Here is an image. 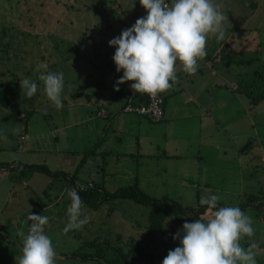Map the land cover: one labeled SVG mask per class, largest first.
Listing matches in <instances>:
<instances>
[{
    "label": "rangeland",
    "instance_id": "rangeland-1",
    "mask_svg": "<svg viewBox=\"0 0 264 264\" xmlns=\"http://www.w3.org/2000/svg\"><path fill=\"white\" fill-rule=\"evenodd\" d=\"M212 2L228 19L224 22V40L218 41L211 35L207 39V54L211 55L226 42L235 57L250 60L248 64L235 63L232 59L218 60L212 68L228 72L229 78L236 80L235 89L248 88L251 80L253 94L259 93L264 89V0ZM146 15L139 0H0V79L8 84L4 91L8 105L10 102L15 105L0 106V116L10 109L20 114L17 113L16 119L0 117V264H18L22 256L27 230L15 229L11 219L17 215L49 217L45 234L57 253L55 264H100L91 257L71 256V252L90 251L85 241L93 238L126 249L127 244L140 237L147 222L148 205L120 197L100 200V195L95 193L87 198L89 204L82 200L81 218L90 217L89 223L81 229L64 232L71 204L68 192L76 183L90 180L108 192L136 180L146 195L173 199L192 210L200 204L202 196L218 195V203L239 207L252 218L254 236L244 237L240 243L245 249L255 244L256 264H264V210L261 209L264 205V96L256 105L248 107L249 97L239 91L244 107L230 96L228 110L223 112L214 106L211 110L196 108L183 99L181 107L172 110L166 107L161 119L146 120L153 133L140 132L137 147L135 130L124 135L119 133L124 137L122 141L110 146L112 151H118L119 159L116 152H106L102 144L93 146L99 136L94 138L93 133L105 117L91 120L94 126L86 122L75 127L64 123L82 112L81 108L64 104L60 110L49 107L51 101L45 94L43 81L39 80L40 74L63 73L62 92H75L79 66L89 68L96 48H100L101 57L96 65L92 64L84 86L104 95L107 91L114 94L113 87L123 76V70L116 74L113 61L116 48L109 46V41ZM210 73L207 69L192 81L181 75L180 80L186 81L189 89L197 90L205 102L208 98L203 86L214 82ZM24 78L37 83V92L31 98L20 87ZM228 85L225 87L231 94L233 89ZM168 101L167 97V104ZM110 108L114 106L111 104ZM26 109L29 113L23 118L21 115ZM231 133L239 134L232 138ZM184 134L189 138L185 140ZM248 139L250 144L242 149ZM69 148L84 149L86 156L68 155L72 161L65 164L63 150ZM17 161L42 164L46 171H27V182L14 185L18 186L19 194L18 202L12 204L13 190L9 191V187H12L11 180L17 179L12 175L17 170L14 166ZM73 170L75 176L70 184L69 174ZM51 171L56 173L52 176ZM45 185L48 187L44 193L41 188ZM34 199L51 203L40 208ZM94 201L99 202L94 204ZM258 202L262 203L259 207ZM181 219L184 223L197 220L191 218L190 211L181 214ZM168 222L169 227L164 224L146 248L153 254L149 264H162L165 254L180 246L178 239H173L172 230L184 223L173 216Z\"/></svg>",
    "mask_w": 264,
    "mask_h": 264
},
{
    "label": "clouds",
    "instance_id": "clouds-1",
    "mask_svg": "<svg viewBox=\"0 0 264 264\" xmlns=\"http://www.w3.org/2000/svg\"><path fill=\"white\" fill-rule=\"evenodd\" d=\"M139 3L147 15L109 41V46L116 48L113 56L116 71L123 70L114 90L119 91L120 84L132 81L130 87L134 93L155 97L178 82L177 62L185 73L196 74L198 62L207 55V39L211 35L218 41L224 40V22L228 18L212 0H171L170 4L165 0H139ZM39 80L44 83L47 98L57 110L62 109L63 73H41ZM20 87L28 98L37 92V83L30 78L21 80ZM68 195L71 204L67 209L69 220L65 233L81 229L90 221L88 216L81 218L83 201L78 192L72 189ZM219 200L218 195L200 198L211 218L185 222L182 230L173 236L180 239V246L170 250L162 264H256V245L245 249L240 243L244 237L254 236L252 218L239 207L218 208ZM27 221L31 224L27 225ZM25 226L27 236L18 264H55L57 253L45 234L49 217L29 214L21 225Z\"/></svg>",
    "mask_w": 264,
    "mask_h": 264
},
{
    "label": "crops",
    "instance_id": "crops-1",
    "mask_svg": "<svg viewBox=\"0 0 264 264\" xmlns=\"http://www.w3.org/2000/svg\"><path fill=\"white\" fill-rule=\"evenodd\" d=\"M206 47H208V46H206ZM99 49L100 48H96L97 51H93L94 58L92 60L89 61V59H88L89 68H83L82 69V67L79 66L81 68V71L78 73L79 79L75 84L77 91L74 92V91L66 90V91L61 93V100H62V103L64 105H66L69 108L77 106L78 109L79 108L82 109V112L77 113L76 116L73 117V119H71V120L68 119L67 122L64 124L74 125L75 127H78V126H82L86 122L87 123L91 122L92 125L94 126L95 124H93V122L91 120H94L96 117H105L106 120L104 122L100 123L99 129L97 128L94 131V129L92 128V130L94 131V133H93L94 138L97 136V134H99L97 141L93 146L96 147L97 145L99 146L102 144L104 146V149L106 152H109L110 154L116 152V158L119 159L120 156L117 155L118 151H114V150L112 151V148H110V146H113L114 143H120L122 141V139L124 137L120 136V134L124 135V133H126V132L135 130V133L133 135L136 138L135 139V145L137 147L138 141H139V138L137 136L139 135V133L142 132V134L145 135L148 133L152 134L153 131L150 129L149 124L146 122V120H150L147 115L137 114V113H133V112H125V111H122V109H121V107L124 103V100L127 96V93L130 90H132L130 87V85L133 83L132 81L124 82L122 84L124 89H121L122 86H119V89H121V91L120 90L119 91L113 90V92H115L114 94L107 91L106 95H104L103 93L101 94L98 91H91L90 89H88V87L84 86L86 77L88 75H90V73L92 72L91 71L92 70L91 69L92 64L96 65L98 63V60L101 57V53H100ZM214 52L215 51H212L211 55L207 54L203 60L198 62L199 67H198L197 72L195 74V75H202L203 71L210 69L211 73L209 75L212 78H214V82L206 83L203 86V90L205 91V94L208 98V101L206 100L205 102H202L201 101V98H202L201 94L199 92H197V90L193 91V90L189 89L186 81L180 80L181 75H184V77H186L187 79L192 81L195 75H189V74L185 73L182 70L180 63L177 62V64H176V75L178 77V82L174 84L173 88H171L170 90H168L167 92H165L163 94L164 97H163V101H162V112H163L162 114H164V109L166 107L168 108V110H172L174 107L177 108V107L183 106V99H184V102H186L187 104H192L196 108L198 106L201 108L208 107V109L211 110V108L214 106L216 109H219L220 112H223V111L228 110V104L231 100L229 98H230V96H232L231 98H234L236 101L237 100L240 101L242 108L244 107V101L242 100V98L240 96L241 93L239 92V90L237 88L235 89V84H236L235 81L236 80L234 78H229V74H227L228 72L225 73L223 70H217V69L212 68L213 64L217 63L218 60H221V59H218V57H217V59H216V57H215V59H213ZM108 57H109V55H108ZM107 61H108V59H106V63H107ZM83 63H86L85 60ZM116 74H118V72ZM116 74H114V75H116ZM80 77H81V79H80ZM226 84H229L231 86V89H233L231 94H228L227 88L225 87ZM219 87H221V88H219ZM167 97L169 98L168 104H167ZM117 100H118V102H117ZM111 104L114 106L113 109L110 108ZM254 105H256V104H254ZM254 105H251L249 102L248 107H251V106L253 107ZM53 106H54V104L51 102L49 107H53ZM90 106H93V109H91ZM85 108H86V110H85ZM100 108L104 109L105 112L102 114L100 112L98 113ZM122 114H124V116H122ZM19 115L20 114H18V116ZM211 116L212 115L210 113L209 117H211ZM131 123H132V125H130ZM133 125H135V128L133 127ZM145 128H147V130ZM187 128H188V130L190 129V127H187ZM236 134L238 135L239 133H231L232 138H235ZM55 136L56 135H54V137ZM183 136H184L185 140L187 138H189L188 135H186V134H184ZM211 141H212V139H211ZM18 144L19 143H17V147H18ZM249 144H250V139H248L245 142V144L243 146H241V148L245 149L246 146H248ZM239 145L240 144L237 143V146H239ZM55 151L61 152L58 149H56ZM63 152H65L64 153L65 157L62 158V162H64L65 164H69L72 161V158L69 157L68 155L74 157L77 154H80V156L81 155L83 156L85 154V156H86V153H84L85 152L84 149L69 148V149H64ZM66 153H67V155H66ZM91 153L93 154L96 152L91 151ZM129 154L131 155V154H133V152H130ZM120 155L124 156V155H127V153H120ZM200 157H201V155H200V153H198L197 158H200ZM262 158L264 160V155L262 156ZM21 163L31 164L32 162L24 161ZM33 164H37V163H33ZM25 168H26V171H28V172L33 171L32 169H29L27 167H25ZM51 172H53V173H51ZM51 172H50V174H52V176L56 173L54 171H51ZM74 173H75V171L73 170V172L71 174H69L68 180H69L70 184H71V182L75 176ZM23 175L24 176H22L20 179L14 180L13 178H11V179H13V180H11V182H12L11 186L12 187H9V191L13 190L12 194L10 195V200L13 202L12 204H16L18 202L17 196L19 194L18 186H14V185L15 184L16 185H19V184L23 185L22 183H24V182L26 183L27 182L26 178L29 177L28 175H25V174H23ZM83 182H86V181H83ZM135 182L137 183L136 180H135ZM92 183H93L94 187L96 186V188H98V190L101 188L103 189L102 185H97V184L95 185L94 182H92ZM47 187H48V185L43 186L41 188V191L45 193V190L47 189ZM34 200L37 203L36 205H38L40 208H45V207L49 206L51 203V201L46 203L45 199H34ZM34 206H35V204H34ZM20 217L21 216L17 215L15 217H12L11 220H12V222H14L17 218H20ZM202 217L203 218H211V212L209 211L208 208H206L204 210V212L200 214V218H202Z\"/></svg>",
    "mask_w": 264,
    "mask_h": 264
},
{
    "label": "trees",
    "instance_id": "trees-1",
    "mask_svg": "<svg viewBox=\"0 0 264 264\" xmlns=\"http://www.w3.org/2000/svg\"><path fill=\"white\" fill-rule=\"evenodd\" d=\"M169 4L171 0H168ZM225 46V48H224ZM234 51H231L227 49V43L223 42L221 44V47L217 50H215L213 54V59H232L235 63H249V59H244L241 57H235ZM233 55V57H232ZM214 61V60H213ZM250 86L248 88H245L243 86L239 87V91H242L245 93L249 98L248 101L251 105H254L258 102L259 99H261L264 96V89L259 91V93L253 94L252 92V81L250 80ZM241 85V84H240ZM248 85V84H247ZM8 84L5 83V81L0 79V88H3L4 91L7 89ZM13 94V93H12ZM128 94V93H127ZM14 95V94H13ZM134 99L138 102H145L146 101V94L141 93H133ZM164 97V95H163ZM126 100V98H125ZM124 100V102H125ZM163 101V98H162ZM124 104V103H123ZM15 106L13 102H10L8 106ZM13 109H10L5 114L0 116L1 118H17V113L19 114V111H12ZM29 110H25L24 113L21 115V117H25L29 112ZM86 153V152H84ZM85 154L83 155V157ZM16 167V171L13 176H16L17 179H20L23 174L27 175L26 168L29 169H40L45 170L46 168L42 164H25L17 161V164L14 165ZM72 184V182H71ZM76 191L78 192L79 196L82 200L86 201L87 204V198L90 199L92 197V194H99L100 200L106 199V198H129L133 200L134 202H140L148 205V212H147V222L145 224V228L143 233L140 237L136 238L129 244H127V248L123 249L120 246L111 245L107 240L100 242L99 240L96 241V238H93L91 240L85 241L88 246H90V251L87 252H78L73 251L71 252V256H78L82 259L84 258H94L97 260L100 264H133V262H138L136 264H149L152 253L147 252L146 248L148 245H150L152 239L157 233H160L162 230V227L164 224H167V228L169 227V222L167 223V219L170 216H173L174 218H177L180 223H184L181 219V214H184L186 211H190L191 218H200V214L204 212L205 208H207L206 205L199 204L195 210H192V208L187 209L186 207L181 206L177 201L173 199H169L166 197L162 198H152L145 193H143L140 188L138 187L137 183L135 181L121 185L116 187L114 190L108 192L106 190H103L102 188L98 190L96 186L94 185L91 187H85V188H77ZM99 200V201H100ZM99 201H94L96 204ZM258 207L261 202L257 203ZM95 206V205H94ZM219 207H226L220 203H218ZM261 209L264 210V205L262 204ZM181 225V224H180ZM179 226V225H176ZM175 226V227H176ZM183 226V225H182ZM173 227V234H174V228ZM175 235V234H174ZM182 238V237H180ZM180 245V239L177 240ZM162 255H164L162 253ZM167 256V254H165Z\"/></svg>",
    "mask_w": 264,
    "mask_h": 264
},
{
    "label": "built area",
    "instance_id": "built-area-1",
    "mask_svg": "<svg viewBox=\"0 0 264 264\" xmlns=\"http://www.w3.org/2000/svg\"><path fill=\"white\" fill-rule=\"evenodd\" d=\"M134 91L130 90L126 96V100L124 104L122 105L121 109L125 112H133L137 114H144L147 115L152 120H159L162 117V98L163 94H158L155 97L149 96L146 94V101L145 102H138L136 99H134L133 96ZM103 112V109L100 108L98 113ZM22 136H20L21 138ZM92 187L93 183L91 181L88 182H80L76 183L75 185L71 186L72 189L77 188H85V187ZM178 230H182V225L176 226L174 228V234L176 235ZM183 236V232H180V237Z\"/></svg>",
    "mask_w": 264,
    "mask_h": 264
},
{
    "label": "water",
    "instance_id": "water-1",
    "mask_svg": "<svg viewBox=\"0 0 264 264\" xmlns=\"http://www.w3.org/2000/svg\"><path fill=\"white\" fill-rule=\"evenodd\" d=\"M8 102H9V99L5 95L4 89L3 88H0V106L6 107L8 105ZM24 123H26V121H24ZM28 216L29 215L22 216L20 218H17L13 222V225H14V227H15V229L17 231H25V230H27V226H25V227L22 228L21 225H22V222L23 221H26L28 219ZM30 224H31V221H27V225H30Z\"/></svg>",
    "mask_w": 264,
    "mask_h": 264
}]
</instances>
